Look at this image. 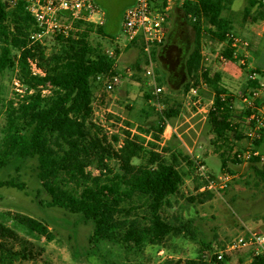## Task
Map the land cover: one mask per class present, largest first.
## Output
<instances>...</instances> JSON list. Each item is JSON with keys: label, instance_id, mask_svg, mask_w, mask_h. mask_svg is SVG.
I'll list each match as a JSON object with an SVG mask.
<instances>
[{"label": "rangeland", "instance_id": "1", "mask_svg": "<svg viewBox=\"0 0 264 264\" xmlns=\"http://www.w3.org/2000/svg\"><path fill=\"white\" fill-rule=\"evenodd\" d=\"M132 1L93 0L104 13L97 17L104 24H94L103 26L104 33H90V40L112 58V75L117 74L120 81L111 91L106 90L105 82L112 75H103L102 81L97 78L92 81L91 120L102 129L112 153L118 152L123 142L128 139L145 148L150 142L153 146L158 145L156 150L167 160L174 154L178 156L179 170L185 174L184 181L179 193L168 198L167 205L162 209V217L181 226L184 232L167 237L160 245H138L130 239L114 243H92L90 236L93 225L89 221L80 214H71L64 209L46 205L50 197L42 190L37 178L36 160H14L0 169V182H15L22 185V189L11 186L0 188V221H3V215L7 212L27 215L32 218L33 223L47 226L52 235V239H48L33 227L19 228L17 231L27 241L41 243L46 251L41 259L18 264H164L167 260L183 262L199 257L211 262L236 235L248 229L264 233V177L261 174L264 172V158L259 157V162H253L252 158L258 156L248 155L252 152V147L257 148L250 139L255 123L247 120L250 114L244 113L252 110L246 109L242 102L247 95V89L253 87L247 85L250 75L255 74L257 84H264V34L260 41H254L252 33L242 23L243 11L251 8L253 0H234L225 13L234 23V33L250 42V68L246 69H252V72L247 76L243 73L235 83L229 82L227 73L220 74L221 85L231 93L233 119L235 122L239 121V126L234 125L232 130L226 132L222 142L215 141L209 121L212 90L201 82L196 89L190 87L188 91L184 90V85L189 81L185 72V61L193 49L194 39L191 22L182 9L185 1L166 0L164 6V0H155L158 8L168 7L166 29L170 35L164 46L177 28L178 32L173 35L174 38L171 37V43L177 46L178 40L182 42L183 56L179 66H183L185 74L181 73V76L170 81V65L164 64L160 55L157 56L159 49L155 55V74L159 85L164 87V93L159 98L152 95L150 79L145 76L146 56L142 42L129 44L120 35L123 11ZM257 1L264 5L262 0ZM251 9L255 10V6ZM80 31L83 29L80 28ZM54 40L53 37L45 45L48 53L56 51ZM201 42L203 68L211 74L218 73L216 53L220 51L221 43H214L206 35ZM171 43L169 40L168 44ZM174 53L175 51L171 52L174 58L172 69L176 70L177 55ZM31 64V71L42 75V68L36 63ZM127 68L131 69L130 74L126 72ZM17 79V66L0 75V131L5 123L7 102L12 101L15 92H18L16 90L22 88ZM167 108L177 109L178 116H162L161 111ZM257 108L263 110L262 118L264 95L257 101ZM159 128H163L162 133L157 131ZM163 150L167 151L164 153ZM222 157L225 161L224 167ZM188 162H192V165ZM133 163L138 162L134 160ZM200 165L212 177L218 178L227 174L230 181L218 193L210 192L213 194L212 199L204 203L199 200L191 203L189 198L201 194L196 190ZM110 166L114 171H119L121 162L112 160ZM87 170L94 176L100 174L95 163L90 164ZM139 213L142 211L139 210ZM5 224L13 228L11 222ZM227 258L223 261L227 264H247L237 257Z\"/></svg>", "mask_w": 264, "mask_h": 264}, {"label": "trees", "instance_id": "2", "mask_svg": "<svg viewBox=\"0 0 264 264\" xmlns=\"http://www.w3.org/2000/svg\"><path fill=\"white\" fill-rule=\"evenodd\" d=\"M233 2L186 0L182 6L191 22L194 38L193 49L185 61L189 81L184 90L196 89L200 82L212 90L209 121L216 142H222L226 132L234 125L239 126V121L233 119L231 93L221 85L220 73L211 74L203 68L201 40L204 35L214 43L226 40L234 23L225 13ZM254 6L255 10H252ZM251 8L243 11L244 27L264 19L261 2L253 0ZM35 29L33 20L20 5L9 8L0 0V75L17 66V80L22 86L5 106V123L0 131V169L14 160H36L37 178L42 190L50 197L46 205L80 214L89 221L93 225L92 243L130 239L138 245H160L167 237L183 233L181 226L162 217L168 198L179 193L184 181L178 156L174 154L167 160L156 150L158 145L153 146L150 142L145 148L128 139L118 152L112 153L102 129L91 120V83L98 76L112 75L113 71L112 58L90 40V33H104L103 26L74 22L66 34L54 37L57 48L50 53L45 46L47 43H32L30 35ZM220 50L223 56L232 58L230 48L221 45ZM233 60L239 62L240 57ZM31 62L43 67L42 75L31 71ZM243 72L247 76L252 69L244 67ZM247 85L256 87L258 84L249 79ZM223 95L227 96L225 101H222ZM160 114L170 118L179 113L177 109L167 108ZM244 114H250L249 110ZM157 131L162 133L163 128ZM263 141L264 127L254 144L257 147ZM116 159L121 162L119 171L110 166ZM134 160L138 163H133ZM259 160V157H253L251 161ZM222 162L224 167L223 157ZM92 163L100 170L98 176L87 170ZM188 164L192 165V162ZM261 174L264 177V172ZM4 186L22 189V185L11 181L0 182V188ZM212 197V193L206 192L188 201L204 203ZM5 222H11L13 228ZM26 227H33L40 235L52 239L47 226L33 223L27 215L7 212L0 221V264L33 262L42 258L45 246L28 242L17 231ZM164 264L227 263L215 257L211 262L199 257L183 262L167 260ZM255 264H264V261Z\"/></svg>", "mask_w": 264, "mask_h": 264}, {"label": "built area", "instance_id": "3", "mask_svg": "<svg viewBox=\"0 0 264 264\" xmlns=\"http://www.w3.org/2000/svg\"><path fill=\"white\" fill-rule=\"evenodd\" d=\"M9 8L21 6L23 11L35 24V31L31 32L32 43L46 44L50 39L60 33L66 34L72 28V22H91L97 15L104 14L93 0H3ZM186 1V0H182ZM264 2V0H262ZM168 7L158 8L154 0H134L122 14L120 35L126 42L132 43L140 41L143 44V52L146 56L145 76L150 79L152 95L159 98L164 93V87L159 85L155 74V55L168 37L167 18ZM71 23V25H69ZM93 23H96L93 21ZM99 24V23H98ZM103 22L100 23V25ZM252 26V25H251ZM222 47L232 50V58L225 57L221 50L216 53L218 59L217 72L228 73L231 67L250 68V42L234 31L226 34V40L221 43ZM239 56V62L233 58ZM34 64V62H31ZM32 65V64H31ZM41 71H43V67ZM33 69V68H32ZM35 71V69H33ZM126 72L130 74L131 69ZM121 76V74H120ZM103 76H98L97 80L102 81ZM255 74L249 78L256 81ZM120 81V77L115 74L105 82L107 91H111ZM195 92V91H194ZM264 94V84L259 83L256 87L247 89V95L242 102L246 109L252 110L247 116L249 122H254V130L250 134L252 143L260 139V130L264 127V116L261 118L263 110L257 108V101ZM227 99L222 96V101ZM233 108V106H230ZM249 152V157L258 156L264 158V141ZM198 193L216 192L224 189L230 181V176L223 174L218 178L212 177L200 165L197 173ZM226 256L237 257L247 264H255L257 261H264V233L247 230L230 239L223 252L214 256L218 261H224Z\"/></svg>", "mask_w": 264, "mask_h": 264}, {"label": "flooded vegetation", "instance_id": "4", "mask_svg": "<svg viewBox=\"0 0 264 264\" xmlns=\"http://www.w3.org/2000/svg\"><path fill=\"white\" fill-rule=\"evenodd\" d=\"M178 31H177V28H175L174 30H173V32L171 33V36H170V38H169V40H170V43H171V37H173V35H175L176 33H177ZM170 35V34H169ZM169 37V36H168ZM174 38V37H173ZM173 38H172V40H173ZM169 40H168V42L166 43V45L164 46H161V48H160V51L157 53V56H159L160 55V57H161V60H162V62L164 63V64H166V63H168L169 65H170V69H169V79H170V81H174V79L175 78H177V77H179V76H181V73L182 74H184V71H183V66H179V63H180V61H181V58H182V56H183V52H182V47H181V43H180V40H178V43H179V45H173L172 43L171 44H168L169 43ZM173 42V41H172ZM172 51H175V53L174 54H176L177 55V57H176V64H178V68H176V70H173L172 69V59H174L173 58V56H172V54H171V52ZM156 56V57H157ZM162 58H165V59H167V61H164ZM168 73V72H167ZM185 75V74H184ZM187 76V75H186Z\"/></svg>", "mask_w": 264, "mask_h": 264}, {"label": "crops", "instance_id": "5", "mask_svg": "<svg viewBox=\"0 0 264 264\" xmlns=\"http://www.w3.org/2000/svg\"><path fill=\"white\" fill-rule=\"evenodd\" d=\"M133 2H134V0L131 3H133ZM101 15L103 16L104 14H101ZM97 17H98V15L93 19L94 22L99 23V24L101 22H103V20H98ZM103 24H104V22H103ZM247 28L252 33V37H253L254 41H260V39L263 38L262 35L264 34V19L258 20L256 23L248 25ZM136 42H138V41H136ZM132 43H135V42H132ZM129 44H131V43H129ZM243 73L244 72L241 68L238 69L235 67H231L229 72L227 73L228 75L226 77L228 78L229 82L235 83L236 80H238L243 75ZM241 122H243V120H241Z\"/></svg>", "mask_w": 264, "mask_h": 264}]
</instances>
